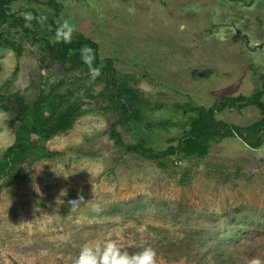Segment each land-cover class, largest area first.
<instances>
[{"label": "rangeland", "instance_id": "rangeland-1", "mask_svg": "<svg viewBox=\"0 0 264 264\" xmlns=\"http://www.w3.org/2000/svg\"><path fill=\"white\" fill-rule=\"evenodd\" d=\"M13 11L39 40L0 24V39L23 49L0 48V94L33 99L61 83L85 114L47 143L57 155L1 189L0 264H264V137L259 148L216 137L189 158L126 151L143 137L154 153L177 145L190 114L175 104L209 108L264 89V0H19ZM52 30L99 45L143 101L139 122L123 119L104 78L42 65ZM216 118L248 127L263 115L227 107ZM11 121L0 110V158Z\"/></svg>", "mask_w": 264, "mask_h": 264}, {"label": "trees", "instance_id": "trees-1", "mask_svg": "<svg viewBox=\"0 0 264 264\" xmlns=\"http://www.w3.org/2000/svg\"><path fill=\"white\" fill-rule=\"evenodd\" d=\"M18 1L0 0V24L9 23L15 28L19 27L29 35L32 34L34 39L39 40L36 33L31 31L27 25L28 19L21 16L18 11H13V5ZM51 4L57 11L59 10L56 3ZM39 21L45 22L41 16ZM52 33L57 41L52 43L49 40H43L45 45L41 59L42 65L44 66L50 60L51 63L60 65L68 73L83 71L88 73L84 78L95 77L98 81L104 78L102 81L106 84L109 98L119 110L124 111L123 119L139 122L143 101L139 99L135 89L130 86L129 77L117 75L113 65L114 61L99 57V45L91 38L81 35L69 41L63 31L52 30ZM0 48L13 49L19 56L23 52V49L9 38L0 39ZM99 75H101L100 78ZM60 86L61 83L49 91L43 88L33 99L19 92L0 94V110L12 117L11 124L15 132L14 143L0 158V191L12 184L25 164L32 165L57 155L48 148L47 143L54 137L71 130L75 122L85 114V103L77 96L76 91L68 89L64 93L58 89ZM263 97L264 89L250 97L224 98L209 108L175 104L177 111L190 114L189 129L177 145L171 144L162 152L154 153L151 148H146L147 138L143 137L137 144L128 146L126 151L158 161L177 155L184 158L198 157L207 154L213 138L224 136H238L251 148H259L264 137ZM249 106L258 108L263 115V118L252 126L237 127L216 118V115L227 107L243 109ZM127 115L129 118H125ZM113 138L117 142L120 141L118 134H114Z\"/></svg>", "mask_w": 264, "mask_h": 264}]
</instances>
